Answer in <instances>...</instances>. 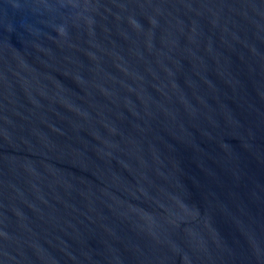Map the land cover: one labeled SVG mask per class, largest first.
I'll use <instances>...</instances> for the list:
<instances>
[{
  "label": "water",
  "instance_id": "1",
  "mask_svg": "<svg viewBox=\"0 0 264 264\" xmlns=\"http://www.w3.org/2000/svg\"><path fill=\"white\" fill-rule=\"evenodd\" d=\"M0 264H264V0H0Z\"/></svg>",
  "mask_w": 264,
  "mask_h": 264
}]
</instances>
